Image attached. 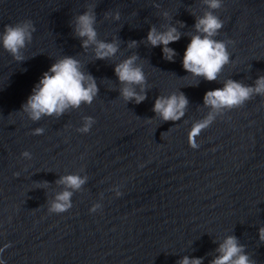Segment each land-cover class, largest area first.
<instances>
[{
	"label": "water",
	"instance_id": "obj_1",
	"mask_svg": "<svg viewBox=\"0 0 264 264\" xmlns=\"http://www.w3.org/2000/svg\"><path fill=\"white\" fill-rule=\"evenodd\" d=\"M92 9L97 38L119 45L108 59H96L94 45L82 48L74 31L77 15ZM206 11L224 22L214 38L234 41L227 45L230 63L215 81L193 77L182 66L196 18ZM25 19L35 26L25 60L16 61L0 46V248L10 245L0 259L178 264L189 256L210 264L224 238L235 235L249 257L264 264L258 235L264 226V96L216 111L196 138L198 148L188 136L210 111L203 103L206 91L229 78L251 85L264 75V0H222L216 10L204 0H0V32ZM151 25L159 31L172 25L181 33L169 44L176 51L172 61L162 46L147 42ZM131 40L138 43L130 48ZM134 53L147 78L139 104L120 96L114 72L116 63ZM62 56L81 62L82 71L95 78L98 95L59 117L32 121L21 106ZM180 92L188 99L185 115L162 121L152 111L156 97ZM85 116L95 123L82 134L76 129ZM37 127L43 134H33ZM25 150L30 158L21 156ZM67 174L87 179L73 190L69 210L50 213V203L65 190L58 181ZM93 205H99L95 212Z\"/></svg>",
	"mask_w": 264,
	"mask_h": 264
},
{
	"label": "clouds",
	"instance_id": "obj_2",
	"mask_svg": "<svg viewBox=\"0 0 264 264\" xmlns=\"http://www.w3.org/2000/svg\"><path fill=\"white\" fill-rule=\"evenodd\" d=\"M209 9L216 10L222 6V0H204ZM157 8L159 4L155 5ZM107 15V14H106ZM164 16L168 13L164 12ZM114 19L119 20L120 12L114 13ZM96 14L94 10H85L76 17L74 31L81 40V47L88 48L94 45L96 59H108L115 56L119 50L116 41L99 40L95 28ZM181 24L183 22H180ZM224 22L213 11H206L202 16L196 18L194 28L195 34L190 37L182 58V66L188 74L193 77H203L207 81L217 80L221 70L230 63V52L227 45L234 43L232 40L215 39ZM35 26L30 19L19 21L15 24H6L0 32V46L3 47L16 61H24L23 49L33 39ZM181 33L175 26H168L165 30H157L151 25L146 40L152 46H162L165 59L172 61L176 55L175 49L169 44L180 39ZM137 41L131 40L128 46L134 47ZM139 56L132 54L114 65V72L122 85L119 89L120 96L125 101H134L139 104L146 98L144 86L147 83L146 75L141 65L137 64ZM141 91L138 92L136 87ZM99 92L95 78L82 71L81 62L73 56H62L51 64L50 68L40 77L22 104L21 110L27 113L32 121H39L43 116L63 115L70 108H79L82 104H91ZM254 95L264 96V75L256 78L253 84L245 85L231 78L224 81L223 87L211 89L205 92L203 97L204 106L210 109L209 113L195 121L189 129V145L195 149L199 147L197 137L208 128L215 120V112L221 109L239 108ZM188 99L183 92L172 93L168 96H157L152 111L162 121H179L185 115ZM95 118L83 117L82 125L76 130L82 134L88 133ZM44 129L37 127L33 129L34 135L43 134ZM23 158H30L31 153L27 150L21 153ZM14 175H19L15 173ZM87 177L78 174H67L60 178L58 183L65 185V190L56 194L50 203V213H63L72 207L71 197L73 190H79L86 182ZM47 184V182H44ZM120 196L121 193L117 192ZM99 205H93L90 209L95 212ZM259 240L264 242V226L258 229ZM5 244L0 252L9 247ZM217 252L210 264H256L245 251V245L241 244L235 235H228L220 243ZM0 264L6 261L0 259ZM178 264H203L202 257L184 256Z\"/></svg>",
	"mask_w": 264,
	"mask_h": 264
}]
</instances>
